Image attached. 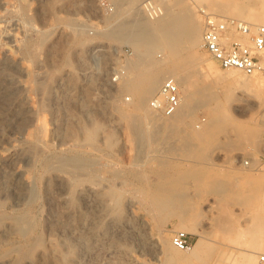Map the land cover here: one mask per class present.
Segmentation results:
<instances>
[{"label":"rangeland","instance_id":"obj_1","mask_svg":"<svg viewBox=\"0 0 264 264\" xmlns=\"http://www.w3.org/2000/svg\"><path fill=\"white\" fill-rule=\"evenodd\" d=\"M107 1L114 12L98 0H0V264H108L114 227L127 222L160 242L155 252L130 234L125 251L141 264H264V75L250 76L261 88L244 89L235 78L248 76L222 69L201 45L205 14L246 21L264 0H153L196 35L171 51L145 47L156 61L150 76L137 48L108 33L135 14L154 20L145 0ZM150 77L179 79L177 111L149 106L158 93ZM125 78L141 88L121 92ZM53 173L69 180L71 202L53 207L64 215L50 223ZM80 184H97L104 200ZM181 230L196 234L198 251L172 243ZM50 239L57 260L39 255ZM177 251L190 260H174ZM129 254L124 264H134Z\"/></svg>","mask_w":264,"mask_h":264},{"label":"bare ground","instance_id":"obj_2","mask_svg":"<svg viewBox=\"0 0 264 264\" xmlns=\"http://www.w3.org/2000/svg\"><path fill=\"white\" fill-rule=\"evenodd\" d=\"M256 1L259 2V0H256ZM258 4H259V7L254 8L251 11V14H250L248 20H246L247 22H249L252 25L264 22V9H263L261 3H258ZM157 11L161 12L160 13L161 15L159 16V18H155L154 20H151L148 17H140L139 15L135 14L133 16L131 24L129 22H126V24L121 23L122 25H118L116 27L113 26L112 28H109L110 30L108 32L110 35L115 36L119 40H121L125 43H131L137 48V50H138V61L139 62H136V65L138 67H142L143 69H142L141 73L148 74V76H150L151 74H154V72H157V70H156V68H154L156 61L151 59V55L147 51L146 48L152 47L153 45L156 44V42H160L163 47H165L171 51L173 46H175L176 42L178 41V39L183 34H185L186 32L191 34L190 36L192 37L193 40L195 39V35H196V31L187 30V28H185V26H184V21H188V18L184 19L183 15L177 16L172 11H169L167 8L160 7V8H157ZM123 23H125V22H123ZM201 45H203V38H202ZM97 47H102V48H97ZM97 47L96 48L98 51H100V49H102L101 51H103V49H106L107 47H108L107 49L110 50L111 45H103V46H97ZM106 52H108V51H106ZM99 54H102L101 56H105L104 53L100 52ZM80 55H81V53H80ZM110 60H112V59H110ZM213 61L215 63H217V61H215L214 59H213ZM148 62H150L149 66L146 65ZM235 71H239V70H235ZM239 72H241V71H239ZM241 73L244 74L243 72H241ZM244 75H246V74H244ZM254 75H260V74H254ZM254 75H246L248 77H242V78L237 77V78H235V82L240 87H242L244 89L245 88L250 89V91L254 90V89L261 88L260 82L255 81L253 77H250V76H254ZM148 76H146V77H148ZM107 77H108V74H107ZM174 79L178 83L180 82L178 78L174 77ZM162 80H163V78L153 77V79H152L150 77L149 85H150L151 91H159L160 85H161L160 82ZM142 82H143L142 80H138V79L134 80L131 78H129V79L125 78V80H123L122 86L120 87L121 92H122V89H124V90L127 89L129 91V94H133L134 92H136L138 89L141 88ZM123 92L125 93V91H123ZM181 97H182V102H183L184 98H183V96H181ZM263 124H264V120H263ZM244 163H248V162L244 161ZM65 179H66L65 176L62 174H59V173H53L47 179L46 189L48 192H50L52 195H54L56 190H60V192L57 193V195H55V196L51 195V197H50V204L52 205V211H51V214L49 216L50 223L51 222L53 223V221H56V220L62 218L64 215L63 212H59L58 210L55 211L53 209V207L54 208L55 207H62V206L65 207L66 205H68L71 202V198L69 196V193L67 192L68 188L71 186H69L70 185L69 180H67V182H66ZM57 181H58V183H56ZM55 183L58 185H56ZM96 186H97V184H96ZM96 186L93 184L92 185L80 184L78 189H79V192L82 193V195H84L83 193L90 194L91 197L93 198L97 194L96 193L97 192ZM104 187L105 186L101 187L102 190H104L103 189ZM101 188L99 187V189H101ZM93 192H94V196L92 195ZM96 196H97V198H98V196L100 197L99 192H98V195H96ZM96 196H95V198H96ZM95 198H93V199H95ZM87 199H89V198H87ZM99 199L101 201L102 198L100 197ZM103 200L104 199H102V201ZM103 204H105V203H103ZM127 223H124L122 225L114 227L113 234L115 236L110 241L111 243L109 242L110 246L107 247V250H108L107 252L110 255V256H108L109 257L108 261L110 264H113V263L114 264H124V263H126L125 258L127 257V254H129V253H130L129 256H131L133 259L132 263L134 262V264H141V259L137 255L132 254L129 250L125 251V249H126L125 245L129 243V242H125V241H128V239H130V234H133V236L138 240L139 243L136 240L135 241L139 244V246L142 244H148L146 246L151 245L154 247V248L152 247L151 249H153V250L155 249L156 250L155 252H157V248H158V250L160 248L159 240H157L155 237H153V235H151L149 233V231L145 229V227H142L139 230L138 229L135 230L134 231V233H136V235H135ZM263 223L264 222H262V224ZM72 225H74V224H72ZM105 242L103 243L104 247H106V244H107V242H106V244H105ZM151 246H149V247H151ZM200 246H201V241L197 240L195 242L194 246L190 249L193 251V253H195L196 251H198ZM71 247H72V245H71ZM187 250H189V249H187ZM39 255H41V257L48 256L52 260H54L56 258L58 259V257H59L58 242L55 239H50L48 247L46 249H42L40 251ZM172 257L174 260H176L178 262L187 263L190 260L191 256L183 254L180 251H177V252L172 253ZM74 260L79 262L80 259L75 258ZM29 264H38V263L36 260L35 261L32 260V261H30Z\"/></svg>","mask_w":264,"mask_h":264},{"label":"built area","instance_id":"obj_3","mask_svg":"<svg viewBox=\"0 0 264 264\" xmlns=\"http://www.w3.org/2000/svg\"><path fill=\"white\" fill-rule=\"evenodd\" d=\"M98 6L110 12L115 10L107 0H98ZM143 6L144 12L151 18L158 16L153 0H145ZM205 15L202 48L219 66L224 70H239L246 75H264V23L252 25L242 19ZM122 51L125 56L132 54V49L128 47L122 48ZM123 73V64L112 66L110 80L117 83ZM181 91V86L175 79L166 77L158 93L150 98L149 106L160 114L168 115L177 111L182 102ZM172 243L181 250L192 247L189 233L182 230L174 232ZM261 261H264V255L261 256Z\"/></svg>","mask_w":264,"mask_h":264},{"label":"crops","instance_id":"obj_4","mask_svg":"<svg viewBox=\"0 0 264 264\" xmlns=\"http://www.w3.org/2000/svg\"><path fill=\"white\" fill-rule=\"evenodd\" d=\"M189 238H190V241L193 242V240H195L196 238V234L193 232L189 233Z\"/></svg>","mask_w":264,"mask_h":264}]
</instances>
